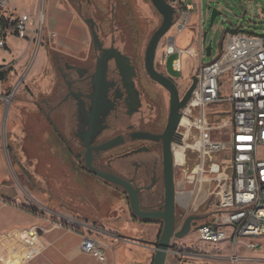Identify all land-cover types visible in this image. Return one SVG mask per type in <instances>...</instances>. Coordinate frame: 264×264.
Returning a JSON list of instances; mask_svg holds the SVG:
<instances>
[{"label":"rangeland","instance_id":"1","mask_svg":"<svg viewBox=\"0 0 264 264\" xmlns=\"http://www.w3.org/2000/svg\"><path fill=\"white\" fill-rule=\"evenodd\" d=\"M93 1L101 2L100 0ZM104 1L107 0H102L103 4H99L103 6L100 9L101 11L94 8L88 9V12L92 13V17L97 19V22L100 20L96 11L102 13L110 11V4L107 7ZM131 1L142 33L139 47L141 46L140 52L143 64L146 47L155 30L161 25L163 17L152 0ZM197 1L199 8L198 10L193 9L191 17L192 25L181 32H179L177 27H172L161 39L157 49L156 66L159 68L162 64L163 72H166L168 76L176 81L181 94L190 86L192 81L191 75L195 74L200 63H210L220 55L228 32L245 31L264 35V0ZM55 2L63 4L67 12L73 15H80L76 9V5L68 2V0H55ZM49 3L50 0H47V30H51L48 24ZM185 3H193V0H186ZM38 5L39 0H10L7 6L17 13H34ZM213 8L221 11V14L217 16L214 24L211 26L210 18ZM102 13L101 16L103 15ZM80 16L86 23L84 17ZM197 28H200L203 34L206 33V43L212 46L211 55H208L205 51L202 57L200 55H191L188 52L180 56V53L176 52L175 54L163 57L171 36L175 37V45L178 48L186 49L193 46L198 33ZM89 32L91 34V31ZM117 34L122 37L120 43L125 44L126 35L123 31L119 29ZM47 37H45V44L50 48L51 45L47 41ZM90 41L89 51L93 44L92 34ZM25 53V62L19 68L20 70L16 71L14 89L11 91L10 89L6 90V92L10 91L9 95L11 94L10 98L7 99V103L10 105L9 110L11 114L14 115V125L7 130L10 159L16 169L15 180L12 181L18 183L27 194L32 195L34 200L32 205L33 210L41 212L49 222L56 221V219L59 220L62 218L60 215H64L66 227L74 235L76 232L82 231L83 227V229L88 231L89 236L95 238L98 242L101 241L100 239L105 240V242H101V245L104 247L107 261L97 262L94 260L93 264H152L155 250L147 245L158 244L159 234L163 226L140 222L133 214L127 198L124 196L116 198L100 178L98 182H95L96 178L91 175L90 178L92 182L94 181L91 187L85 191L78 189L79 186L72 181L71 175H65L64 167L60 163L51 160L44 153L41 147L43 119L39 107L40 109L42 108L43 93L51 92L54 82L58 78L51 55H49V58H45V63L39 71L38 66L43 56V50L41 49L38 60L35 44L30 49L27 48ZM2 55H6L4 50H0V56ZM178 57L182 59L181 71H178L173 64L174 60ZM71 59L76 58L72 57ZM24 71H28V73L32 71L31 78H21L20 74ZM225 80L226 77L224 78ZM152 83L153 86L160 90V93L169 105V93L164 87L154 82ZM223 93L224 95L228 93L227 83L223 87ZM57 101L58 97L54 99V103ZM168 105L167 108L169 110ZM228 107L225 103L215 104L212 110L215 113L221 112V118H226L228 116ZM214 117L217 116L215 115ZM216 119L219 121L220 118ZM221 131L223 133L221 135L224 136L229 131V128H223ZM261 154L264 155V149ZM223 156L229 158L228 154H224ZM176 169L175 182L178 192L182 189L183 183H185L183 181L185 174L181 168L176 167ZM187 187L191 186L187 185ZM179 203L178 226L185 214L198 213L202 217L198 223V226H200L211 220L218 210L216 206L217 197L214 193L209 195L207 200L202 202L198 209H188L187 211L181 204L180 199ZM95 205H97V209L94 207ZM43 207H47L50 211L46 212ZM93 218L96 219L95 222ZM77 219L84 220L83 222L81 221L80 226L74 222ZM89 221L96 228H102L104 231H108L107 229H109L113 235L109 232H99L91 229L93 225L88 226L86 224ZM172 249L173 252L168 255L166 264H213L216 260L223 258L211 255H226L232 251V247L224 243L215 244L200 239L198 231L195 228L182 238L175 237L172 240ZM249 252L244 246H239L237 249V253L240 256H248L251 254ZM217 264H220V262H217ZM225 264L230 263L225 261ZM238 264L256 263L245 262Z\"/></svg>","mask_w":264,"mask_h":264},{"label":"flooded vegetation","instance_id":"2","mask_svg":"<svg viewBox=\"0 0 264 264\" xmlns=\"http://www.w3.org/2000/svg\"><path fill=\"white\" fill-rule=\"evenodd\" d=\"M100 1L68 0L84 17L93 44L84 59L54 56L58 80L42 98V108L39 107L43 119L41 147L51 160L64 167L65 175H71L78 189L85 191L94 183L91 175L95 182L99 179L86 160L90 146L95 169L131 181L139 189L141 210L160 211L166 202L163 134L168 123L170 95L168 105L160 90L153 86L152 82L164 87L147 72L145 56L142 64L139 47L142 33L132 1H104L107 7L110 4V11L105 13L100 12L103 7ZM90 8L100 10L96 11L99 22L88 12ZM119 29L126 35L125 44L120 43ZM158 70L164 71L162 64ZM56 97L58 101L54 103ZM171 154L176 175L173 142ZM102 182L116 198L124 196L129 201L123 186ZM178 205L179 198L176 221ZM94 207L97 209V205ZM190 215L197 216L191 221L192 229H196L202 218L198 213L185 214L182 225ZM135 217L140 222L163 226L162 218Z\"/></svg>","mask_w":264,"mask_h":264},{"label":"built area","instance_id":"3","mask_svg":"<svg viewBox=\"0 0 264 264\" xmlns=\"http://www.w3.org/2000/svg\"><path fill=\"white\" fill-rule=\"evenodd\" d=\"M185 1L169 0L176 9L173 27L179 32L192 25L193 9L199 8L197 0ZM46 3L39 0L34 13H16L8 8V0H0V47L6 46L10 34L36 47L45 43L46 36L55 37V32L47 30ZM197 31L193 46L186 49L176 47L171 36L165 56L188 52L202 57L207 43L200 28ZM225 39L216 59L200 63L195 72L197 85L180 110V138L173 141V150L185 183L177 194L184 197L180 201L187 211L198 209L213 193L217 197L218 210L212 221L196 228L200 239L211 243L230 240L234 245L244 241L254 249L257 243L250 239L264 238V35L237 31L228 32ZM173 64L182 70L181 57ZM222 103L229 106L226 118L212 110ZM226 127L229 131L222 136ZM82 250L101 262L106 260L104 248L89 235L83 238Z\"/></svg>","mask_w":264,"mask_h":264},{"label":"crops","instance_id":"4","mask_svg":"<svg viewBox=\"0 0 264 264\" xmlns=\"http://www.w3.org/2000/svg\"><path fill=\"white\" fill-rule=\"evenodd\" d=\"M48 24L51 29L48 31L55 32L56 36L48 35L47 41L50 42V48L45 43L39 48L36 47L37 60L41 49L43 50V56L38 66L39 71L45 63V58H49V55L52 59L54 56L73 57L76 58L75 60L86 58L89 53L91 34L88 25L80 15H73L67 12L66 7L60 2L50 0ZM32 45L26 39L10 34L7 37L6 46L0 47V50H4L6 54L0 56V72L5 74V78L0 76V264H93L94 260L101 262L82 250L83 238L85 235H89L86 229L82 227V231H78L74 235L66 227L65 216L60 214L57 215L62 218L49 222L45 215L33 210L32 195L27 194L18 183L12 181L15 180L16 169L10 159L7 130L14 125V115L10 110L6 114L8 105L6 96L14 89L16 71H19L21 65L24 64L28 52L25 53V51ZM50 50L54 54H50ZM27 73L28 71L22 72L21 78H31L32 71L28 73V76ZM7 89L10 91L6 92ZM49 93V91L44 92L42 98ZM43 209L46 212L50 211L47 207H43ZM81 221L84 220H74L78 226L81 225ZM86 224L93 225L90 221ZM98 229L104 231L102 228H97L96 231ZM107 230L104 232L113 235L109 229ZM100 240V244L105 242V240ZM250 240L257 243L254 249L247 248L244 241L237 245H234L230 240L220 242L232 247V251L226 255H211L223 258L216 260L213 264H217V262L225 264V261L230 264L245 262L264 264V238ZM245 241L247 240L245 239ZM101 246L103 247V245ZM239 246H244L251 254L240 256L237 253ZM233 256H236V260L233 259ZM106 261L107 256L104 262Z\"/></svg>","mask_w":264,"mask_h":264},{"label":"water","instance_id":"5","mask_svg":"<svg viewBox=\"0 0 264 264\" xmlns=\"http://www.w3.org/2000/svg\"><path fill=\"white\" fill-rule=\"evenodd\" d=\"M155 7L161 13L163 20L161 25L155 30L151 36L149 43L145 51V66L146 70L151 76L152 79L157 81L159 84L164 86L170 95V111L168 117V123L163 134L164 138V157H165V185H166V202L164 209L160 211H143L140 208V199H139V189H137L134 184L118 175H111L108 173L100 172L93 167L92 164V153L89 146V150L86 155V160L91 167V169L96 173V176L99 178L110 181L115 184L123 186L129 197L130 207L133 214L137 217H143L146 219H163V228L159 236V241L157 245H147L155 250V256L152 264H166L168 255L173 252L172 249V240L175 237L182 238L186 236L192 230L191 221L197 218L196 215H190L181 228L178 227L176 221V204L178 200V194L176 189L175 175L172 164V154H171V144L173 141H178L180 136L177 132L180 120H181V108L187 103L190 99L193 90L195 89L198 77L197 75L192 76V81L188 89L181 94L180 89L176 81L158 70L156 67V56L157 49L161 39L168 33V31L173 27V20L175 14V7L168 0H152ZM211 9V7H210ZM221 14V11L216 8L212 9L210 24H214L218 15ZM95 39L97 38L96 32H94ZM206 38V33L204 34ZM212 46L211 44L206 46V52L208 55H211ZM10 105L6 107L8 114ZM97 230V228H91ZM98 231H101L98 229Z\"/></svg>","mask_w":264,"mask_h":264},{"label":"trees","instance_id":"6","mask_svg":"<svg viewBox=\"0 0 264 264\" xmlns=\"http://www.w3.org/2000/svg\"><path fill=\"white\" fill-rule=\"evenodd\" d=\"M116 17H118V15ZM233 32H237V31H233ZM50 54H54L52 50H50ZM0 76H2V78H5V74L3 72L2 73L0 72ZM211 221L212 219L209 220L208 222H211Z\"/></svg>","mask_w":264,"mask_h":264},{"label":"bare ground","instance_id":"7","mask_svg":"<svg viewBox=\"0 0 264 264\" xmlns=\"http://www.w3.org/2000/svg\"><path fill=\"white\" fill-rule=\"evenodd\" d=\"M9 100H10V99H9ZM178 158H179V155H178ZM181 182H182V181H181ZM182 198H184V197H182V195H180V198H179V199H180L181 201H182Z\"/></svg>","mask_w":264,"mask_h":264}]
</instances>
